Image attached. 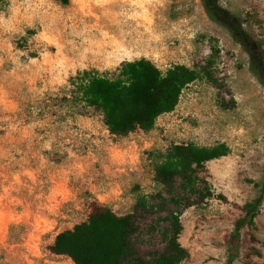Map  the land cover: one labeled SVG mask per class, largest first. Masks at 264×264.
<instances>
[{"label": "rangeland", "instance_id": "rangeland-1", "mask_svg": "<svg viewBox=\"0 0 264 264\" xmlns=\"http://www.w3.org/2000/svg\"><path fill=\"white\" fill-rule=\"evenodd\" d=\"M221 3L264 43V0ZM140 58L162 71L183 64L198 72L152 129L113 135L99 109L64 100L79 71L116 79L125 61ZM187 142L230 149L201 174L214 197H192L179 215L188 251L181 264H220L240 207L264 175V88L241 45L200 0L0 2V264H74L49 246L86 220L94 201L135 216L136 255L161 253L174 205L147 152ZM255 224L256 242L244 227L233 264L264 261V201Z\"/></svg>", "mask_w": 264, "mask_h": 264}, {"label": "trees", "instance_id": "trees-1", "mask_svg": "<svg viewBox=\"0 0 264 264\" xmlns=\"http://www.w3.org/2000/svg\"><path fill=\"white\" fill-rule=\"evenodd\" d=\"M2 0H0L1 2ZM63 4L68 0H57ZM207 17L223 27L235 43L248 55L249 71L264 88V43L247 27L241 12L225 8L221 0H200ZM198 78L195 68L176 64L162 71L151 60L140 58L125 61L116 79L101 76L91 70H81L69 80L71 88L64 100L78 99L95 107L103 115L104 122L113 135H127L140 129L153 128L156 119L171 112L177 105L183 89ZM226 143L199 146L193 142L174 143L165 153L147 152L152 161L155 180L166 190L174 209L166 216L168 227L162 235L165 249L152 253L149 258L135 254L131 237L136 231L133 214L115 213L107 206L94 201L86 220L72 228L57 233L49 250L68 256L74 264H181L188 251L178 241L182 226L179 221L180 206L191 205L192 197L204 201L214 197L201 174L207 162L229 153ZM203 183V186L200 184ZM257 194L241 207V215L226 236V256L220 264H233L240 255L241 231L248 228L249 240L256 242L255 217L264 201V175L256 184ZM222 199L221 194L216 195ZM136 203L145 207L142 197ZM264 264V261L261 263Z\"/></svg>", "mask_w": 264, "mask_h": 264}]
</instances>
